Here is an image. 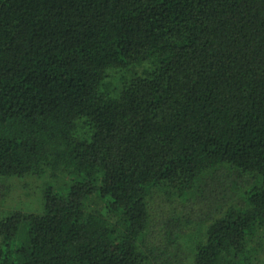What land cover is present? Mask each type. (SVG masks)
<instances>
[{
	"label": "trees",
	"instance_id": "16d2710c",
	"mask_svg": "<svg viewBox=\"0 0 264 264\" xmlns=\"http://www.w3.org/2000/svg\"><path fill=\"white\" fill-rule=\"evenodd\" d=\"M44 167L74 180L0 219V264H188L193 223L190 264H253L264 0H0V177Z\"/></svg>",
	"mask_w": 264,
	"mask_h": 264
},
{
	"label": "rangeland",
	"instance_id": "374dc122",
	"mask_svg": "<svg viewBox=\"0 0 264 264\" xmlns=\"http://www.w3.org/2000/svg\"><path fill=\"white\" fill-rule=\"evenodd\" d=\"M125 71L119 69H110L108 71V88L106 92L110 96H115L119 90L120 79ZM77 134L86 138L85 134L89 132L88 126L81 128L84 124V119H79ZM86 131H82V130ZM81 132V133H80ZM74 176L63 172L61 169L51 170L44 167L39 174H26L22 177L4 176L0 177V219L6 217L12 211H21L26 214H42L44 205V194L47 189L60 195H66ZM163 192L153 195L151 198V207L153 211H165V206L162 204ZM170 202V200H169ZM169 209V208H168ZM206 224L198 225L193 223L186 235L181 239L183 245L186 262L191 263L194 256V249L197 243H200L205 238ZM253 264H264V228L257 233ZM158 241L160 239L157 238ZM24 241L23 229L20 228L17 237L10 241V248L19 246Z\"/></svg>",
	"mask_w": 264,
	"mask_h": 264
}]
</instances>
